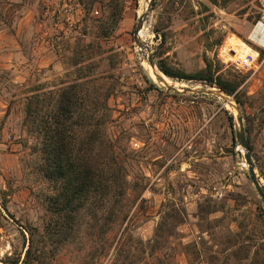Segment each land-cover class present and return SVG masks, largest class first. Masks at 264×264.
<instances>
[{
  "label": "rangeland",
  "instance_id": "rangeland-1",
  "mask_svg": "<svg viewBox=\"0 0 264 264\" xmlns=\"http://www.w3.org/2000/svg\"><path fill=\"white\" fill-rule=\"evenodd\" d=\"M148 3L0 0V264H264V197L238 141L236 109L198 91L217 85L159 67L194 73L207 56L239 83L230 95L264 189V47L249 40L264 0H154L147 15ZM247 44L260 50L258 67L235 63L232 50L252 52ZM74 82L100 112L113 89L106 137L128 184L119 221L94 227L88 203L83 224L59 239L26 104L35 94L49 102Z\"/></svg>",
  "mask_w": 264,
  "mask_h": 264
},
{
  "label": "trees",
  "instance_id": "trees-1",
  "mask_svg": "<svg viewBox=\"0 0 264 264\" xmlns=\"http://www.w3.org/2000/svg\"><path fill=\"white\" fill-rule=\"evenodd\" d=\"M159 67L169 76L215 84L229 94L235 93L239 86L219 74L207 56L206 66L194 73L175 71L163 61ZM82 85L67 84L46 103L39 94L31 95L26 104V123L34 125L30 130L38 135L43 176L53 184L50 208L57 217L59 239L68 238L83 224L88 203L94 227L100 223L102 227L111 226L121 219L124 211L123 204L119 209L118 204L126 193L127 171L106 137V116L110 110L107 99L113 89L105 94L100 104L104 111L100 112V101L87 103ZM32 246L31 240L26 257ZM41 256L42 253L40 259Z\"/></svg>",
  "mask_w": 264,
  "mask_h": 264
},
{
  "label": "water",
  "instance_id": "water-1",
  "mask_svg": "<svg viewBox=\"0 0 264 264\" xmlns=\"http://www.w3.org/2000/svg\"><path fill=\"white\" fill-rule=\"evenodd\" d=\"M148 1H149V3H148V10H147V13H146L147 15H149L151 13V11H152L154 0H148ZM143 27H144V15H141L140 19H139V22H138V25H137V29H136V40H137L138 44H141L140 40H139V37H138V34L140 33V31H141V29ZM156 37H159V34H157ZM150 63H151V65L153 67L156 66L152 57H150ZM154 72H155V74L158 77L162 78V81H164V83L167 84L166 78H164V76H162L161 74L157 73L156 71H154ZM193 90H195V89H193ZM198 91L216 93V94L222 96L223 98H225L226 100H228L229 103H231L234 106V108L236 109V111H237L236 118H237V121H238V124H239V127L237 129L238 141L242 145V147L246 150L245 157L247 159V162L250 165L249 170H250V174H251V179L253 180V182L256 185V187H257L258 191L260 192V194L264 197V189L262 187L261 180L258 177V174H257V172L255 170V165H254V162H253L250 145H249L247 137H246L243 117L241 115L240 108H239V105H238L237 101L234 100L228 92H226L225 90H223L221 88H219V89L216 88L215 89V87H212V88H209V89H202V90H198Z\"/></svg>",
  "mask_w": 264,
  "mask_h": 264
},
{
  "label": "built area",
  "instance_id": "built-area-1",
  "mask_svg": "<svg viewBox=\"0 0 264 264\" xmlns=\"http://www.w3.org/2000/svg\"><path fill=\"white\" fill-rule=\"evenodd\" d=\"M259 25L263 26L264 25V18L259 20L255 27L253 28L251 34L249 35V40H251L253 43L257 44L260 47H264V42L262 39L264 38V33L262 29H258V31L255 32V30L259 27ZM248 45V44H247ZM251 47L253 50L251 51H246L242 54L236 55L235 49L232 50V52L235 53V63L237 66L241 67H248V68H255L258 67L259 65V57H260V50L253 46V45H248Z\"/></svg>",
  "mask_w": 264,
  "mask_h": 264
},
{
  "label": "bare ground",
  "instance_id": "bare-ground-1",
  "mask_svg": "<svg viewBox=\"0 0 264 264\" xmlns=\"http://www.w3.org/2000/svg\"><path fill=\"white\" fill-rule=\"evenodd\" d=\"M147 7H148V5H147ZM146 12V11H145ZM262 29V31H263V33H264V25L263 26H261V25H259V27L255 30V32L254 33H256V31H258V29ZM144 31V30H143ZM146 31V30H145ZM262 41L264 42V38L262 39Z\"/></svg>",
  "mask_w": 264,
  "mask_h": 264
}]
</instances>
